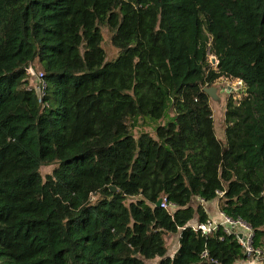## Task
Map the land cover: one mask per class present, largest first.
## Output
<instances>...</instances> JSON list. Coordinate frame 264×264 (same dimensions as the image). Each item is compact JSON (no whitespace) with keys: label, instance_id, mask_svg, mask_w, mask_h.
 I'll use <instances>...</instances> for the list:
<instances>
[{"label":"trees","instance_id":"16d2710c","mask_svg":"<svg viewBox=\"0 0 264 264\" xmlns=\"http://www.w3.org/2000/svg\"><path fill=\"white\" fill-rule=\"evenodd\" d=\"M219 76L244 91L222 140ZM263 190L264 0H0V264H244L233 233L188 222L215 203L264 248Z\"/></svg>","mask_w":264,"mask_h":264},{"label":"built area","instance_id":"2783aa9c","mask_svg":"<svg viewBox=\"0 0 264 264\" xmlns=\"http://www.w3.org/2000/svg\"><path fill=\"white\" fill-rule=\"evenodd\" d=\"M209 52V51H208ZM207 52V53H208ZM211 60L208 61L207 59V54H206V59L209 65L214 66L216 63V58L215 56L209 52ZM214 64V65H213ZM24 73L26 76H31L34 81L36 87H37V92H38V99H40V95L42 93V87L44 86V81L42 79V74L40 71L35 70L33 64L28 63L27 65L24 66ZM228 77V76H227ZM230 78H235V80L241 84V88L243 87L242 82L240 78L238 77H230ZM244 91L242 90V93ZM217 195H220L222 193V190H215ZM198 202H204L202 201L201 198H198ZM172 202L166 201L165 197L162 196L159 201V206L169 209L170 206H172ZM207 211V217L205 218L204 221L201 222H188L189 225L193 229H197L200 231V233L206 234L217 228L218 226L221 227V229L225 233H233L234 237L236 238L237 242L239 245L242 247L243 253L245 255V258L243 261L246 264H256L258 261L264 259V248H259V247H254L251 244V238H252V229L250 225L240 216H229L224 213H222L217 206L214 203V208L212 212H214V216L208 213ZM201 256H204L206 254L205 250L201 251Z\"/></svg>","mask_w":264,"mask_h":264},{"label":"rangeland","instance_id":"374dc122","mask_svg":"<svg viewBox=\"0 0 264 264\" xmlns=\"http://www.w3.org/2000/svg\"><path fill=\"white\" fill-rule=\"evenodd\" d=\"M101 31V46L105 52V58L109 59L113 57L116 54V48L112 46L109 40V34L110 31L107 29L106 26L101 25L100 26ZM210 53H207V59L208 61L211 60ZM35 64V63H34ZM36 65V64H35ZM214 65V64H213ZM29 85L35 84L34 80H28ZM210 85H214L216 87V94L218 96V99H209V105L211 108L212 113V119H213V127H214V134L217 138L223 139V109H224V100L228 95H231L232 98L237 100L242 94V88L241 84L238 83L235 78H230L227 76H219L217 77ZM148 129V127H146ZM151 131L150 129H148ZM55 165V163H48V164H41L39 166V172L41 176H43L45 173H49L52 169V167ZM263 196H264V190H263ZM93 197H91L92 199ZM134 198V197H129ZM210 212L212 216H214V212H212L213 207L208 206L206 207ZM215 217V216H214ZM177 232H170L167 233V235L164 236L165 243H166V254L172 253V251L177 246ZM263 248V247H261ZM157 259L154 258L152 260H146L145 264H156ZM245 261H243L244 263ZM246 264V263H244ZM256 264H264V259L258 261Z\"/></svg>","mask_w":264,"mask_h":264},{"label":"water","instance_id":"95a60500","mask_svg":"<svg viewBox=\"0 0 264 264\" xmlns=\"http://www.w3.org/2000/svg\"><path fill=\"white\" fill-rule=\"evenodd\" d=\"M202 90L207 94L209 98L212 99H218V96L216 94V87L214 85H208V86H203ZM110 189L113 190L114 187L110 186ZM160 198H157L154 202V205L157 206L159 205Z\"/></svg>","mask_w":264,"mask_h":264},{"label":"clouds","instance_id":"9594fccd","mask_svg":"<svg viewBox=\"0 0 264 264\" xmlns=\"http://www.w3.org/2000/svg\"><path fill=\"white\" fill-rule=\"evenodd\" d=\"M206 86V85H205ZM208 86V85H207ZM161 198V197H160Z\"/></svg>","mask_w":264,"mask_h":264}]
</instances>
